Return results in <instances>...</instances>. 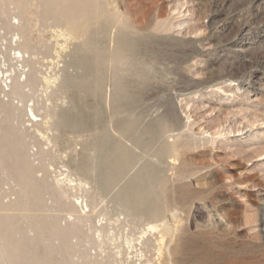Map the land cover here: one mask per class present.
<instances>
[{
	"label": "rangeland",
	"instance_id": "rangeland-1",
	"mask_svg": "<svg viewBox=\"0 0 264 264\" xmlns=\"http://www.w3.org/2000/svg\"><path fill=\"white\" fill-rule=\"evenodd\" d=\"M0 254L264 264V0H0Z\"/></svg>",
	"mask_w": 264,
	"mask_h": 264
},
{
	"label": "bare ground",
	"instance_id": "bare-ground-1",
	"mask_svg": "<svg viewBox=\"0 0 264 264\" xmlns=\"http://www.w3.org/2000/svg\"><path fill=\"white\" fill-rule=\"evenodd\" d=\"M122 46L123 47L118 51L117 56H116V58L118 59V61H120L121 59H123L124 55L127 54V51L130 52V50L133 49V44H130L129 42H124V44ZM22 48L25 49V48H28V47H26V45H23ZM19 54L23 58V52L19 51ZM14 80L15 81H14V83L12 85V88L14 90H19V88L21 87V84L18 82V80H16V79H14ZM247 127H250V129L252 128L250 125H247ZM248 135H251V134L249 133V134H247V136ZM162 151H163L162 153H174L175 150H174V147L168 145V146H165ZM115 165L117 166L118 169H122L124 167L120 162L115 163ZM143 193L144 192H142V194ZM146 196H147V194L144 193L143 197H146ZM149 228L151 229V231H154L155 230V227L154 226H150ZM158 233H159V235H158V243L159 244H163L164 234L165 233H163V232H158ZM56 234L61 235L59 232H57ZM209 248H211V247H209Z\"/></svg>",
	"mask_w": 264,
	"mask_h": 264
}]
</instances>
